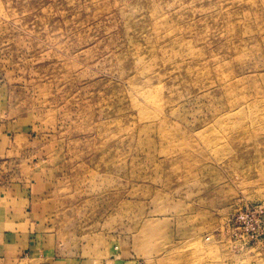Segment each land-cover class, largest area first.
Instances as JSON below:
<instances>
[{"label": "rangeland", "instance_id": "rangeland-1", "mask_svg": "<svg viewBox=\"0 0 264 264\" xmlns=\"http://www.w3.org/2000/svg\"><path fill=\"white\" fill-rule=\"evenodd\" d=\"M0 125L57 254L264 264V0H0Z\"/></svg>", "mask_w": 264, "mask_h": 264}, {"label": "crops", "instance_id": "crops-1", "mask_svg": "<svg viewBox=\"0 0 264 264\" xmlns=\"http://www.w3.org/2000/svg\"><path fill=\"white\" fill-rule=\"evenodd\" d=\"M9 137L0 133V264H137L115 252L101 260L76 262L57 254L53 234L44 224L50 205L39 199V184L30 176L32 165L24 162L34 151L19 149L20 139L10 144Z\"/></svg>", "mask_w": 264, "mask_h": 264}]
</instances>
